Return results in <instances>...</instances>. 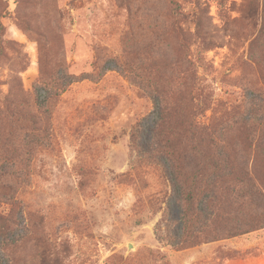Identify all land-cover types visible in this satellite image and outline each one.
<instances>
[{
  "label": "rangeland",
  "instance_id": "obj_1",
  "mask_svg": "<svg viewBox=\"0 0 264 264\" xmlns=\"http://www.w3.org/2000/svg\"><path fill=\"white\" fill-rule=\"evenodd\" d=\"M263 16L264 0H0V264H264V229L178 250L148 152L155 98L199 105L242 153L255 135L264 181Z\"/></svg>",
  "mask_w": 264,
  "mask_h": 264
},
{
  "label": "trees",
  "instance_id": "obj_2",
  "mask_svg": "<svg viewBox=\"0 0 264 264\" xmlns=\"http://www.w3.org/2000/svg\"><path fill=\"white\" fill-rule=\"evenodd\" d=\"M201 109L197 105L192 118H181L161 98L154 99V146L148 152L162 164L180 210L178 250L264 229V181L247 152L255 135L246 138L242 153L237 139L199 123ZM259 121L263 135L264 119Z\"/></svg>",
  "mask_w": 264,
  "mask_h": 264
},
{
  "label": "crops",
  "instance_id": "obj_3",
  "mask_svg": "<svg viewBox=\"0 0 264 264\" xmlns=\"http://www.w3.org/2000/svg\"><path fill=\"white\" fill-rule=\"evenodd\" d=\"M229 262H231V261H228V263H227V264H230Z\"/></svg>",
  "mask_w": 264,
  "mask_h": 264
}]
</instances>
